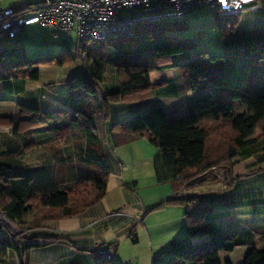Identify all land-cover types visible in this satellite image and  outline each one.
<instances>
[{"label":"crops","instance_id":"0c3cea01","mask_svg":"<svg viewBox=\"0 0 264 264\" xmlns=\"http://www.w3.org/2000/svg\"><path fill=\"white\" fill-rule=\"evenodd\" d=\"M42 1L0 0V11ZM247 12L241 18V26H244ZM57 32L52 27L35 24L28 26L16 39L0 40V51H6L9 61L28 58L47 33L57 41L60 55L66 52L80 55L69 65L41 68L38 81L13 79L0 83V118H14L19 107L25 105L52 115V124L67 122L73 97L69 82L90 75L93 65L78 52L76 33L57 40ZM244 34L228 42L229 50L224 57L228 81L242 87L248 85L253 62L259 55L258 42L264 35L253 39ZM138 39L140 37L134 44H125L127 41L120 45L103 43L108 58L106 80L100 92L91 99L101 107L94 122L107 167L105 174L109 177L107 195L77 217L46 221L40 228L33 229L35 238L50 242L36 245L30 251L29 264H98L95 248L104 244L115 247L114 263L153 264L157 255L207 239L206 235L190 236L184 208L162 205L175 198L179 190L177 182L157 179L154 162L159 149L147 138L133 139L124 135L121 127L155 107L163 109L170 121H178L192 114L198 100L212 91L209 88L195 93L188 90L182 67L200 60L193 54L177 60L170 68L151 73L149 81L153 90L146 100L113 103L103 99L120 90L117 71L120 56L148 61L166 46L138 42ZM49 45V40L45 39L43 48ZM74 64L76 68L72 70ZM45 127L47 125L32 129L36 145L25 150L28 142L17 138L12 127L0 125V163L8 164L18 176L8 185L23 200L35 194L61 192L94 169L83 159L82 151L88 144L80 129L66 130L69 132L65 139H59L55 132L41 130ZM77 132L80 133L78 137ZM260 150L251 147L249 153L237 158L232 166L214 167L196 177L186 188V194L200 198V207L213 209L219 228L239 231L240 246L231 256L232 264H242L252 248L264 249V161L260 160ZM220 256L221 264H225V255ZM19 260L18 254L11 251L0 264H19Z\"/></svg>","mask_w":264,"mask_h":264},{"label":"trees","instance_id":"16d2710c","mask_svg":"<svg viewBox=\"0 0 264 264\" xmlns=\"http://www.w3.org/2000/svg\"><path fill=\"white\" fill-rule=\"evenodd\" d=\"M217 17L239 18L222 17L219 14ZM235 27L236 24L232 22H218L221 37L227 42L237 39L234 34ZM226 34H231L230 40L226 39ZM159 37H165L163 28L152 30L141 36V39ZM92 45L88 44L78 50L84 60L92 62L93 67L90 75L86 74L69 82L73 97L66 123L52 124V115L25 105L19 107L14 118H0V125L12 127L17 138L28 142L25 150H30L36 145L32 138L34 127L47 125L41 130L53 131L59 139H65L73 127L80 129L88 144L82 151L83 159L94 168L61 192L35 194L23 200L13 193L8 185L11 179L18 176L8 164L0 163V212L22 228L33 230L40 228L46 221L77 217L101 202L107 195L109 177L105 174L107 167L99 147L94 122L101 107L91 100L100 92L106 80L107 47L103 43ZM182 50V47L160 49L156 56L148 61L120 56L117 63L120 90L103 99L113 103L146 100L153 90L149 81L150 74L172 67L160 66L157 62L163 56L162 51L169 53ZM258 50L259 55L253 62L247 86L242 87L228 81L227 66L223 57L202 53L198 62L182 67L189 91L195 93L205 88L212 91L198 100L192 114L172 122L163 109L155 107L121 127L124 135L133 139L147 138L159 149V155L154 162L159 182H177L180 191L187 188L196 177L214 167L232 166L233 161L245 157L251 147L258 151L261 149L260 160L264 161V35L259 39ZM79 57L77 54L72 56L70 52H66L60 56L9 61L6 51L1 50L0 83L13 79L38 81L41 68L66 66ZM125 141L126 138L123 142ZM162 205H178L184 208L190 236L206 235L207 239L157 255L153 264H221V254L225 255V264H232L231 256L240 246V233L234 228H219L213 216V209L200 207L198 196L191 193L175 196ZM33 239L37 238L33 236ZM34 247L36 245H25L22 236L9 240L0 235V262L4 261L11 251H15L20 259L19 264H29V253ZM97 261L98 264H115L114 260ZM242 264H264V249L252 248Z\"/></svg>","mask_w":264,"mask_h":264},{"label":"built area","instance_id":"2783aa9c","mask_svg":"<svg viewBox=\"0 0 264 264\" xmlns=\"http://www.w3.org/2000/svg\"><path fill=\"white\" fill-rule=\"evenodd\" d=\"M208 6L222 17H239L247 11L264 9V0H43L40 3L0 11V40L16 39L28 26L39 24L58 32L57 40L76 33L78 50L140 37L145 24L186 23L194 9ZM184 190L179 191V194ZM0 235L13 240L22 236L25 245H41L49 240L33 239L30 228H22L0 212ZM98 259L113 261L111 245L95 248Z\"/></svg>","mask_w":264,"mask_h":264},{"label":"rangeland","instance_id":"374dc122","mask_svg":"<svg viewBox=\"0 0 264 264\" xmlns=\"http://www.w3.org/2000/svg\"><path fill=\"white\" fill-rule=\"evenodd\" d=\"M242 16L243 15L239 16L238 19H218L217 14L213 10H211L208 6H204L191 11L188 15L186 23L179 22L170 25H143L141 27L140 39H138V42H150L152 44H160L163 46L166 45L164 48H162V50L175 47L183 48L181 52L170 51L168 53L167 51H162L163 56L157 61L160 66L172 65L177 60L188 58L193 54H197V56L200 57L202 53H207L212 57L224 58L229 50V44L225 39L221 37L220 30L218 28V22H221V24L224 22H232L236 24L234 34L237 38L241 37V33L243 32L245 33L244 35L251 36L253 37V39L264 34V11L247 12L244 16V18H246L244 26H241ZM160 28H163V30L165 31L164 38L159 37L150 40L141 39V36L148 34L152 30H157ZM231 32L232 31H230V33ZM230 35L231 34H226L227 40H230ZM39 36H42V34H39ZM45 39H48L50 43V45L46 47V49H44L45 47L43 48ZM124 41L127 42L125 43ZM135 41L136 40L134 39L119 40L114 42L119 43L118 45H120L121 43L134 44ZM55 43H57V41L52 37V35H49V33H47L45 37H43L41 41H39L38 46L35 47L28 58L36 59L54 55L59 56L61 52H58L59 48H57V45ZM33 44H35V41L31 43V45ZM75 68L76 64L72 66V70H74ZM259 135L260 134L258 133L257 136ZM78 136H80L79 132H77V137ZM238 159H235L234 161H237ZM181 190H184V193L179 194V196L185 195L186 188H183Z\"/></svg>","mask_w":264,"mask_h":264}]
</instances>
